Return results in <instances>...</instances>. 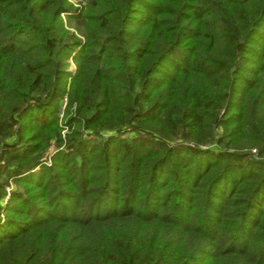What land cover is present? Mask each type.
Wrapping results in <instances>:
<instances>
[{"label": "trees", "instance_id": "obj_1", "mask_svg": "<svg viewBox=\"0 0 264 264\" xmlns=\"http://www.w3.org/2000/svg\"><path fill=\"white\" fill-rule=\"evenodd\" d=\"M0 264H264V0H0Z\"/></svg>", "mask_w": 264, "mask_h": 264}, {"label": "rangeland", "instance_id": "obj_2", "mask_svg": "<svg viewBox=\"0 0 264 264\" xmlns=\"http://www.w3.org/2000/svg\"><path fill=\"white\" fill-rule=\"evenodd\" d=\"M72 3H73V5L74 6H77L78 5V2L77 1H79L80 2V5L82 6L83 4H84V2H85V0H70ZM70 68L71 69H74V65L72 64L71 66H70ZM66 101V100H65ZM65 101H63V103H62V106H61V108L63 109L64 108V106H65ZM62 116V115H61Z\"/></svg>", "mask_w": 264, "mask_h": 264}, {"label": "built area", "instance_id": "obj_3", "mask_svg": "<svg viewBox=\"0 0 264 264\" xmlns=\"http://www.w3.org/2000/svg\"><path fill=\"white\" fill-rule=\"evenodd\" d=\"M78 2V6H80V2L79 1H77Z\"/></svg>", "mask_w": 264, "mask_h": 264}]
</instances>
